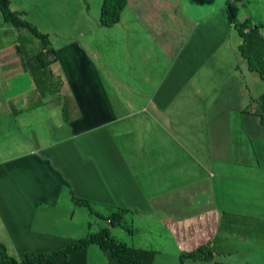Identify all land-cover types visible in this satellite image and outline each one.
<instances>
[{"label":"crops","instance_id":"crops-1","mask_svg":"<svg viewBox=\"0 0 264 264\" xmlns=\"http://www.w3.org/2000/svg\"><path fill=\"white\" fill-rule=\"evenodd\" d=\"M128 3L117 23L66 45L62 59L55 48L56 91L37 92L21 58L0 56L13 106L11 122H0V242L17 260L77 240L52 231L47 211L70 192L91 204L130 208L124 220L137 233L131 246L152 249L154 260L214 237L224 218L264 220V161L246 158L239 139L264 151V120L252 112L261 78L232 70V60L208 51L205 39L176 41L166 23H145ZM190 104L197 122H169L170 112ZM135 116L156 122H122ZM241 176L246 184L255 176L259 193L235 203L241 198L230 191ZM90 245L86 264L89 249L91 264H107Z\"/></svg>","mask_w":264,"mask_h":264},{"label":"rangeland","instance_id":"rangeland-1","mask_svg":"<svg viewBox=\"0 0 264 264\" xmlns=\"http://www.w3.org/2000/svg\"><path fill=\"white\" fill-rule=\"evenodd\" d=\"M100 3L101 0H10V8L22 10V18L32 22L39 30L47 32L52 46L56 48L62 59V50L67 49L66 45H73V42L81 39L87 40L88 37L86 36L91 35L96 28H102L103 30L104 27L98 20ZM231 3L236 20H242L246 16H249L253 21H264V0H232ZM129 5H133V8L136 9V15L142 16V21L144 20L145 23L153 25L155 28L166 23L169 26L170 35L173 38L175 37L176 41L205 39L210 42L208 43V51L215 55L219 54L224 59L228 58L230 62L232 60L231 65L237 66L235 69L232 68V70H238L242 73L247 72V77H250V74L258 76L255 71L248 69L246 60L236 50V45L241 41V37L237 30L225 21L224 0H129ZM203 25L207 26L205 31L202 30ZM79 33H82L84 38L80 37ZM17 47L19 51H16ZM39 48L40 40L38 38L32 35L26 28L15 27L9 22L4 21L0 12V56L9 57L11 60L18 56L26 60L33 56ZM72 54L70 53L69 55ZM82 54L79 52L75 53L74 56ZM221 63L223 62L221 61ZM59 64L51 65L53 74L57 73ZM73 64L83 66L86 63H78L75 60ZM14 65L16 64H11V66ZM227 67L228 64L222 68L227 69ZM44 76L42 84L39 86L35 85L37 92L42 91V89L56 91L59 87L58 81L48 73ZM259 81L264 85L263 80L259 79ZM5 85V81L0 76V122H11L9 117L6 118V116L8 113L7 108L13 106L9 95L5 93L7 91ZM20 85L22 86L23 83H20ZM214 85H217L216 82ZM256 89L254 90L256 91ZM65 91V87H63L62 92ZM37 103L39 104V97L35 95L32 98V104L37 106ZM98 111L96 108L95 112ZM209 111L210 109L207 112L208 114ZM192 113H198L195 112V108L193 111L192 104L188 105V107L183 106L170 112L172 118L169 122H197L199 116L195 118ZM207 118L209 122L213 119L210 116ZM138 121L156 122L154 116H146L143 119L135 116L134 118H127L122 122ZM160 122L162 121L160 120ZM40 124L44 127L47 126L45 119L42 118ZM196 129H198V126ZM259 130L264 134V127L262 129L259 128ZM178 133H182L181 129H179ZM239 139L246 141L245 145L241 144L246 149V158L251 157L255 161H264V151L261 146L252 143V149L250 142L244 135ZM239 146L240 142L236 145L235 150ZM179 161H181L180 158L176 159L175 166ZM175 172L181 173L177 167H175ZM245 178L247 179L248 176L235 178L237 189H234L236 188V184L233 186L229 182L227 185L228 189H234L230 191L233 197L237 199L241 198L235 201V203H241V200L247 199L246 196H253L254 194L256 198V194L259 193V182L255 180V176L250 178L247 184L242 182L245 181ZM91 206L92 211L86 206L75 204L71 200L70 195H67L60 201V208L47 209L48 213L51 214L52 231L68 234L78 239L85 236L88 232L96 231L101 225L109 226L104 217L116 208L96 204H91ZM238 208L236 207L235 209ZM125 218L128 221L127 215ZM227 218L228 220L224 218L226 222L222 224L220 230H217V234L211 237L214 238L213 246L215 253L213 254V258H186L184 260L185 264H214L216 261L231 264H264V220L257 217H244L241 214H235L233 218ZM127 223L128 228L131 229V223ZM110 228L116 240L124 242L127 245L135 244L134 239L137 233H129L127 228L119 224L113 225ZM90 248H95V250L100 252L99 247L95 243L91 244ZM91 253L92 249H89V264L92 261ZM177 256L170 253L158 255L154 263L179 264Z\"/></svg>","mask_w":264,"mask_h":264},{"label":"trees","instance_id":"trees-1","mask_svg":"<svg viewBox=\"0 0 264 264\" xmlns=\"http://www.w3.org/2000/svg\"><path fill=\"white\" fill-rule=\"evenodd\" d=\"M231 2L232 0H224V9L226 21L237 30L241 37V41L237 46L238 52L246 60L248 69L255 71L264 81V21H253L249 16L242 20H236ZM125 5L126 0H101L98 15L99 23L103 26H111L117 23ZM0 12L4 21L15 27L26 28L40 40L39 50L26 60L21 57V65L25 71L29 72L35 85H41L46 73L52 77L50 65L57 59L49 34L39 30L29 20L22 18V10L11 9L10 0H0ZM16 51H19L18 47ZM252 112L261 121L264 120V90L255 98ZM70 195L75 204L86 206L92 211L91 203L87 199L77 197L73 192H70ZM128 211H131V209L118 207L104 217L109 226L101 225L96 231H91L75 241H70L59 249L38 253L27 252L20 260L8 254L5 244L0 242V264H86L87 248L94 243L106 255L107 264H155L152 249L127 245L113 237L111 226L119 224L124 228H128L124 220V213ZM213 243L214 238H210L193 249L181 252L178 256L179 264H185L184 260L186 258H213L215 253ZM214 264L231 263L216 261Z\"/></svg>","mask_w":264,"mask_h":264}]
</instances>
